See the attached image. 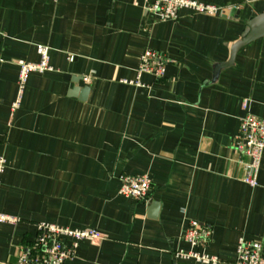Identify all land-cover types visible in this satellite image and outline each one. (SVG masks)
I'll return each instance as SVG.
<instances>
[{
    "label": "crops",
    "instance_id": "0c3cea01",
    "mask_svg": "<svg viewBox=\"0 0 264 264\" xmlns=\"http://www.w3.org/2000/svg\"><path fill=\"white\" fill-rule=\"evenodd\" d=\"M195 1L223 12L160 21L145 0H0V212L17 219L0 222V264L40 222L103 234L66 264H210L179 249L235 264L241 238L264 256V153L253 187L235 147L242 119L264 115V36L228 64L264 0ZM41 44L54 69L21 90L19 62H39ZM147 50L168 58L165 76L129 83ZM139 174L147 200L120 192ZM192 220L212 227L204 248L184 239Z\"/></svg>",
    "mask_w": 264,
    "mask_h": 264
},
{
    "label": "built area",
    "instance_id": "2783aa9c",
    "mask_svg": "<svg viewBox=\"0 0 264 264\" xmlns=\"http://www.w3.org/2000/svg\"><path fill=\"white\" fill-rule=\"evenodd\" d=\"M58 2L60 0H53ZM147 11L152 12L160 21H174L178 19L179 11L188 8L200 14H220L222 7L198 2L195 0H145ZM49 46L39 45V62L20 61L19 85L23 90L32 72H44L53 70L50 64ZM70 59H73L71 56ZM168 58L157 50H147L140 57V64L135 80L129 83L142 86L140 78L142 74H151L157 78L165 76ZM84 80L89 82L90 76ZM127 81V80H126ZM246 105V103H245ZM19 106L17 100L13 107ZM235 147L249 160L244 162V181L255 187L258 185V174L264 153V115H246L241 122L240 130L235 138ZM6 158L0 155V187L1 176L5 171ZM121 194L131 196L139 200H147L151 191V179L147 174L124 175L121 177ZM13 216L0 212V222H16ZM213 230L208 224L198 220H192L184 239L193 248H204L211 240ZM103 234L94 228H71L49 222H40L36 226L35 237L23 245L17 256V264H66L74 258L79 243L83 240L101 239ZM262 243L256 240L241 238L237 247V259L235 264H264ZM176 259H193L197 262L218 264L220 258L200 250L179 249L174 252Z\"/></svg>",
    "mask_w": 264,
    "mask_h": 264
},
{
    "label": "water",
    "instance_id": "95a60500",
    "mask_svg": "<svg viewBox=\"0 0 264 264\" xmlns=\"http://www.w3.org/2000/svg\"><path fill=\"white\" fill-rule=\"evenodd\" d=\"M264 36V13L254 17L251 19L242 35V38L237 41L233 47L231 52V58L228 64L233 63L237 51L244 46L245 44L253 41L254 39ZM89 87L83 90V93H87Z\"/></svg>",
    "mask_w": 264,
    "mask_h": 264
},
{
    "label": "rangeland",
    "instance_id": "374dc122",
    "mask_svg": "<svg viewBox=\"0 0 264 264\" xmlns=\"http://www.w3.org/2000/svg\"><path fill=\"white\" fill-rule=\"evenodd\" d=\"M3 175V174H2ZM1 178H2V176H1Z\"/></svg>",
    "mask_w": 264,
    "mask_h": 264
}]
</instances>
